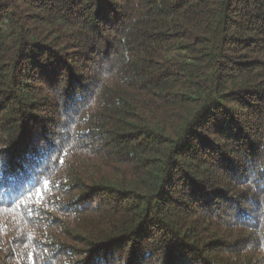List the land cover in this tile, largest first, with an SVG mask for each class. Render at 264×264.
I'll return each instance as SVG.
<instances>
[{
    "label": "trees",
    "instance_id": "1",
    "mask_svg": "<svg viewBox=\"0 0 264 264\" xmlns=\"http://www.w3.org/2000/svg\"><path fill=\"white\" fill-rule=\"evenodd\" d=\"M0 264H264V0H0Z\"/></svg>",
    "mask_w": 264,
    "mask_h": 264
}]
</instances>
